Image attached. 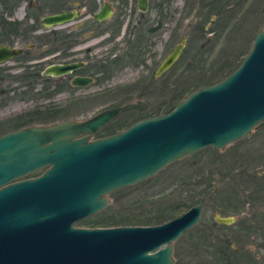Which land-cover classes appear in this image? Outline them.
Listing matches in <instances>:
<instances>
[{"label":"water","instance_id":"1","mask_svg":"<svg viewBox=\"0 0 264 264\" xmlns=\"http://www.w3.org/2000/svg\"><path fill=\"white\" fill-rule=\"evenodd\" d=\"M109 9L105 4L94 17L103 21ZM140 9H146L144 1ZM76 16H45L41 24L51 28ZM186 41L182 37L165 57L156 78L177 62ZM20 53L0 45V65ZM78 67L53 65L42 74L58 78ZM91 82L75 78L72 85ZM121 111L111 108L87 120L31 126L0 136V264H174V242L199 224L216 190L161 225H73L108 208L111 193L153 178L207 148L223 151L264 127V29L240 66L222 81L197 89L167 114L91 140ZM44 168L40 176L26 178ZM215 221L231 225L235 218L215 216Z\"/></svg>","mask_w":264,"mask_h":264},{"label":"rangeland","instance_id":"2","mask_svg":"<svg viewBox=\"0 0 264 264\" xmlns=\"http://www.w3.org/2000/svg\"><path fill=\"white\" fill-rule=\"evenodd\" d=\"M32 2L34 3L35 0ZM173 2L174 21L164 26L166 34L172 36L171 41L166 42V39L162 38L161 45L164 46V50H161V45L153 37L151 40L153 47L152 49L148 48L149 51H152L150 56H153L154 59V70L182 36H186L187 40H190L184 50L185 66L194 57V53L202 45L203 39L209 40L208 47L211 46L213 51L206 69L213 67L211 66L212 61V63H215L214 71L219 68L224 60L231 58V60L235 59L237 62H241V59L245 58V55L251 50L256 34L264 29V0H219L216 6L218 9L224 10L215 19L214 25L210 29H208L210 27L209 22L213 18H201V13L205 12L204 5L208 4L206 0H185V9H183L184 0H174ZM128 5L125 10V17L122 20L125 27L126 25L130 27L132 23L134 24L133 21L137 17L138 0H131ZM113 7L115 11L117 9L116 5ZM26 8L27 3L25 1L21 2L20 5L15 6L14 9L16 10L11 15V13L5 11L0 2V19H5L6 22L10 23L13 21L23 22L24 9ZM7 9H10V7ZM189 9H192V13H188ZM227 9H235V11L237 9L239 14L234 17L236 12L227 11ZM80 11L79 18H84L83 10ZM115 13H118V11H115ZM150 15H152V18L149 17ZM147 18L153 20V23L157 20L153 10L147 14ZM177 23L176 31L173 32ZM25 24L30 26L33 25V22L24 23L22 29L10 28V30L14 29L16 34L11 32V35L6 38L3 36L4 30L0 24V45L9 46L8 44L12 45L13 43V46L23 47V40L18 36L22 33L25 34L23 31ZM201 27L203 30L200 39H198L196 37L200 35L199 29ZM7 29L5 27V30ZM37 30L44 31V28L39 24ZM211 31H214V33ZM41 33L38 32L36 35ZM126 39L127 36L123 40L113 41L107 46L106 50L102 48L105 41L95 40L91 42L93 45L96 44L93 52L96 59H93V63L103 62L106 58L113 59L114 56L111 55L114 54L120 56L125 51L126 45L124 42ZM78 49L76 52L77 57L75 56V58L79 59L84 53L85 47ZM41 50L35 48L31 53L32 55H37ZM31 59L37 60L38 57H32ZM58 61H61V59L59 58ZM48 63V61L42 60L41 62H36V64L35 61L22 64V62L14 59L0 65L2 77L11 76V78L1 79L0 81V135L14 131V120L18 116L31 112H34V121L37 119L35 115L48 113L42 118L46 120L36 121L28 126H46L65 120H77L78 122L87 120L113 107L122 108L121 114L123 113L124 117L131 113H138L140 109H155L159 104L162 107H166L170 96L168 95L169 91L165 90L163 85H172L171 87H174V84H181L182 74L184 73V68L178 60L169 71L162 75V84L160 81L154 83L153 77L142 73L138 67L137 69L120 70L115 73L116 76L112 82L109 80L108 82L102 81L99 83L98 80H94L87 87H76L69 91H61L56 86L66 81L68 83L71 80L70 76L58 78L55 82H52L49 77H41L39 81L35 82L33 89L24 86L25 83L18 79L26 74L23 67L41 65L37 67L38 72L41 73ZM208 73L211 74V72ZM199 75L200 71L199 74L193 75L194 79L188 85L180 86L179 91L185 90L189 85L193 88L194 85L203 81L199 79ZM141 76L145 78V82L140 84ZM180 77L182 78L180 79ZM99 78H102L101 74L95 77V79ZM178 80L179 82H176ZM203 82H206V80ZM45 86H48L47 90H45ZM132 93V97L126 96ZM54 110L62 111L63 114L61 112L55 114V116H50L49 113ZM100 134L94 135L91 139L101 138L102 135ZM43 171L44 169L29 175L27 178L40 175ZM201 172L205 173V180L199 179V181H202L200 187L202 191L208 182L206 175L211 172L214 174L211 177L213 180L211 194L215 190L216 192L207 201L199 224L183 234L177 242H174V264L179 262L182 264H214L215 254L222 247V238L228 237L232 243L236 242L237 236L241 237V243L231 244L230 249L233 250L239 247L241 250L240 254L238 257L233 256L232 258L221 256L219 264H243L244 260L242 258L244 254L248 264H264V127L252 130L249 136L228 145L223 151L207 148L167 166L162 172L153 177L155 181H159L155 191L170 188L169 186L175 177L184 176L187 178L190 175L196 177ZM170 177L171 179L169 180ZM236 179L237 181H232ZM240 183L244 185L241 193L239 192L241 191L239 188ZM234 190H236L238 195L234 194ZM108 198L110 199L108 208L95 216L75 223L73 226L77 228H94L95 226L92 227L94 223L92 219L94 217L97 216L101 219L113 217V214L117 211L116 200L111 194ZM190 208L183 210L185 212ZM217 215L233 217L235 218V223L226 227L216 225L214 216ZM258 226L261 228L256 229ZM214 237H218V243ZM213 241L214 247L212 245ZM244 264L246 263L244 262Z\"/></svg>","mask_w":264,"mask_h":264},{"label":"flooded vegetation","instance_id":"3","mask_svg":"<svg viewBox=\"0 0 264 264\" xmlns=\"http://www.w3.org/2000/svg\"><path fill=\"white\" fill-rule=\"evenodd\" d=\"M131 0H84V1H75V0H68L66 2V7L64 9H37L38 3L30 2L27 4V8L24 9V20L17 21L18 24H24L28 21H32L33 25H30L27 30H23L25 34H21L18 37H21L23 40V47L13 46L8 44L9 48L12 49H19L21 53L16 56L14 59L23 63L29 62H41L42 60L48 61V65L44 67L41 73L38 72V66H26L23 69L30 78L29 85L35 86V82L39 81L41 77H49L52 79V82H55L56 79L61 78H54L50 76H43L44 70L53 65H68V64H77L79 67L76 70H73L69 74L65 76H70L71 80L67 83V81L61 85H57L61 91H69L76 88V86L72 85L73 79L77 78H88L91 79L92 82L94 80H98L99 83L102 81L112 82L114 77L116 76L115 73L119 72L120 70H127L130 68H138L141 70L142 73L146 74L147 76H152L155 78V72L157 71L159 65L163 61L159 63V65L155 68V63L152 55V51H149L148 48L152 49V42L151 40L153 37L157 40L159 45L162 44L161 39L165 38L166 42L171 41V35L166 34L164 26L167 25L169 22H173L175 18V11L172 9L173 1L174 0H138V9H137V17L134 19V24L132 23L130 27L123 24L122 21L125 17V10L129 6ZM144 1V5L146 9H140V3ZM107 4L109 6V16L104 19L103 21H98L94 16L98 15L102 10L103 6ZM77 5V6H76ZM114 5H116L118 13L114 11ZM29 6H35L36 9H28ZM150 8V9H149ZM186 8L185 0H184V7ZM121 9V10H118ZM205 9H208V7ZM11 15L14 13L16 9H8ZM80 10H83L84 18L80 17ZM153 10L157 20L153 23V20L147 18V14ZM77 12V16L74 20L65 23L64 25H55L51 28H46L41 24V20L45 16H53L57 14H64V13H71ZM182 15V14H181ZM152 18V15L149 16ZM214 17V16H212ZM181 18V17H180ZM183 21V19H181ZM214 21V19H213ZM13 21L12 23H14ZM39 24L44 31L37 30ZM176 27L174 31H176ZM22 29V28H21ZM38 32H42L40 35ZM11 33L8 34L10 36ZM127 36L126 41L124 44L126 45L125 51L120 54H114L113 59H105V61L100 63H93L94 57L93 52L95 51L96 44H91L95 40H103L105 41L102 48H107L109 44L113 41L123 40ZM184 37V36H182ZM181 37V38H182ZM186 37V36H185ZM180 38V39H181ZM179 43V42H177ZM119 44V43H116ZM177 45V44H176ZM175 45V46H176ZM174 46V47H175ZM85 47V51L82 56L78 59L75 58L76 52L79 50L78 48ZM173 47V48H174ZM35 48L42 49L37 55H32V50ZM172 48V49H173ZM161 50H164V46L161 45ZM170 53V52H169ZM184 53V50L179 56V61ZM169 55V54H167ZM32 57H38L37 60H32ZM61 61H58V59ZM13 59V60H14ZM165 59V58H164ZM163 59V60H164ZM177 60V61H178ZM12 61V60H11ZM10 62V61H9ZM40 64V63H39ZM166 73V72H165ZM164 73V74H165ZM102 76V78L95 79L98 75ZM162 74V75H164ZM160 75V77L162 76ZM62 76V77H65ZM142 77V76H141ZM11 78L10 75L6 77L0 76L1 79ZM20 78V77H19ZM18 78V79H19ZM20 80V79H19ZM11 81V80H10ZM140 84L145 82V78L139 81ZM89 84V85H91ZM88 85V86H89ZM142 86V85H141ZM87 87V86H85ZM84 88V87H78ZM48 89V86H45V90ZM57 89V90H58ZM56 90V91H57ZM116 108V107H113ZM264 175V174H263ZM261 177V176H260ZM215 194V193H214ZM218 217H221L217 215ZM226 218V217H222ZM215 221V216H214ZM235 223V222H234ZM233 223V224H234ZM216 225L220 226H230V225H223L218 224L215 221ZM231 224V225H233ZM261 228L260 226L256 227ZM216 242L218 243V237H214ZM221 240V245L224 246L225 243H228L230 238L224 237ZM233 251L238 252V248L233 249Z\"/></svg>","mask_w":264,"mask_h":264},{"label":"trees","instance_id":"4","mask_svg":"<svg viewBox=\"0 0 264 264\" xmlns=\"http://www.w3.org/2000/svg\"><path fill=\"white\" fill-rule=\"evenodd\" d=\"M24 1L27 4H29L33 0H0L2 6L5 8V11H9L7 9L8 7H10V9H14L16 5H20V3ZM67 1L68 0H35V2L38 3L37 9H64V7H66ZM75 1H84V0H75ZM206 1L208 2V4L204 6L206 8L208 7V9H205V12L203 14L201 13V18L202 19L206 17L212 18V16H214V21H215V19H217L218 16L221 15V11L224 9H218V7L216 6L219 0H206ZM32 8L36 9L35 6L28 7V9L31 10ZM229 10L232 12H236L234 17H236L239 14V10L237 9L236 11L235 9H227V11ZM188 13H192V9H189ZM214 21L212 20L209 22L210 27L208 29L212 28V26L214 25ZM0 24L4 30L3 31L4 38H6L9 33L15 32L14 29L10 30V28L21 29L23 26V24H18L17 22L14 23L6 22L5 19L3 20L0 19ZM5 27H7L8 29L5 30ZM26 27L28 28L29 25L25 24L24 30H27ZM202 30L203 29L201 27L199 29L200 35L197 36L196 38L200 39ZM211 32L214 33V31ZM14 34H16V32ZM189 41L190 40H187V43H189ZM201 43L202 45L200 46V48L196 50V52L194 53V57L186 64V66H185L186 61L184 59V53L179 61L181 63V66L184 68V73L182 74L183 79H181L182 77H180V79L182 80L181 84L179 85L174 84L173 85L174 87H171L172 85L171 86L163 85L164 89L169 91L168 95L170 96L169 101H167L166 107H162V105L159 104L155 109H151V108H149V110H146L147 108H144L142 110L140 109L138 113H131L126 117H124L125 115H123L122 113L114 121L108 124L105 128L100 130L99 133H101L100 135H102L101 138L109 137L111 135L117 134L123 131V129L128 128L129 126L140 120L156 117L158 115L162 116V114L169 113L175 108L177 104L183 101L189 94H192V92L202 87V85L210 86L220 82L222 79L227 77L229 74H231L235 69H237L240 66L241 62L244 59V58L241 59V62H237L235 59L231 60V58L228 60H224L223 62H221L219 68L215 71H214L215 63H212L213 62L212 61L211 66L213 67L206 69L207 63L209 62L208 60L211 58L213 51L211 49V46L208 47V44L210 43L208 39L207 40L203 39ZM199 71H200L199 79L200 80L202 79L203 81L206 80V82L200 81L197 85H194L193 88L191 87V85H189L188 87H186L185 90L179 91L180 86H183L184 84L188 85L190 81H193L194 79L193 75L199 74ZM208 72H211V74H209ZM0 76H2L1 73ZM29 78L30 77L28 75L24 74L19 79L22 83H25L24 86L33 89V86L29 85L31 81ZM153 80L154 83L160 81V83L162 84L163 78L161 76L157 79L153 78ZM176 82H179V80ZM132 95L133 93L127 94L126 96L132 97ZM56 111L57 110L50 112L49 113L50 116H55V114L62 112V111H57L56 113ZM47 113L48 112L42 113L40 115H35L37 116V119L35 121L33 118L34 112L28 113L23 116H18L14 120V126H13L15 127L14 130L27 127L28 125L36 121L46 120L42 118H44L47 115ZM212 176H214V174H212L211 172L206 175L208 182L207 184H205V188L203 189V191L200 188L202 185V181H199V179L202 178L205 180L204 172H201L200 174L196 175V177L193 175H190L187 178L184 176L175 177L173 182L169 186L170 188L167 189H159L155 191V188L158 187L157 184L159 181L158 180L155 181L154 180L155 178H151L133 187H128V188H124V190L120 189L118 191H115L111 194V196L116 200L115 202L117 206L116 213L113 214V217H107L102 219L97 216L94 217L92 219V221L94 222L92 224V227L94 226L119 227L125 225L126 226L161 225L165 222H168L180 216L182 213H184L183 209L198 205L204 199H206V197L212 193V189H213L212 188L213 180L211 179ZM170 179L171 177L169 178V180ZM237 179L232 181H237ZM239 188L241 190L239 192L241 193L244 188V185L240 183ZM235 193L236 195H238L236 190H234V194ZM240 238H241L240 236H237L236 242H232V243L229 240L228 243H225L224 246H222L219 250H217V253L215 254L214 257V264H219L221 256H228L230 258H232L233 256L238 257V255L241 252L240 248L237 247L238 252H235L230 249V245L231 244L233 245L234 243L240 244L241 243ZM212 245L214 247V241ZM242 259L244 260L243 264L244 262L248 264L245 254L243 255ZM178 264H182V263L179 262Z\"/></svg>","mask_w":264,"mask_h":264}]
</instances>
